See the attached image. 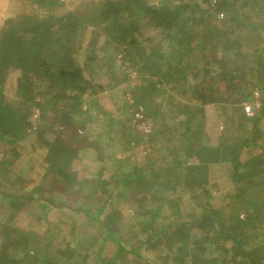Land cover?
<instances>
[{"label": "trees", "instance_id": "trees-1", "mask_svg": "<svg viewBox=\"0 0 264 264\" xmlns=\"http://www.w3.org/2000/svg\"><path fill=\"white\" fill-rule=\"evenodd\" d=\"M37 2L46 14L0 26V147L44 150L38 182L0 158V264H264V0H84L62 14ZM99 38L111 81L95 73ZM121 83L122 113L146 132L99 104ZM113 136L126 156L105 157ZM85 161L110 170L89 176ZM221 165L229 216L209 202ZM51 209L59 222L37 227Z\"/></svg>", "mask_w": 264, "mask_h": 264}, {"label": "rangeland", "instance_id": "rangeland-1", "mask_svg": "<svg viewBox=\"0 0 264 264\" xmlns=\"http://www.w3.org/2000/svg\"><path fill=\"white\" fill-rule=\"evenodd\" d=\"M58 6H56V13L62 14L68 10H72L73 8L77 7L82 1L84 0H56ZM150 3H155L156 0H148ZM41 13V15L46 14V11L44 8L39 7V3L37 0H0V26L2 25L3 21L9 17H15L17 15L26 14V13ZM90 27L83 30V33L79 35V39H81V45L78 49L79 51V57H78V63L80 64L83 62V55L85 51V47L87 46L86 41L89 40L90 37L93 36V30ZM152 28L149 26L143 27L141 33L139 35L141 38H145L152 35ZM103 40V39H102ZM101 40L99 38L98 42L96 43L97 46L94 48V53L98 57L102 56L101 61H97V65L101 67V69L95 70L96 76L99 80H108L111 81V77H109L110 74H108V70L106 71L104 63L106 59L108 58L109 49H106V53L102 54V48L98 49V46L100 44ZM84 48V49H83ZM82 49L84 51H82ZM119 56V55H118ZM19 71L16 69H9L6 71V75L4 77V84H3V92L6 97V100H12L14 97V91H15V85H16V77L18 76ZM126 86L125 83H121L117 85V88H115L113 91L106 90L99 96V104L103 106L108 112H110L113 116L117 117V119L122 118L124 119L127 125L128 129L127 131L131 132L132 129H136L140 132H146L148 130V122L146 120L142 119V115L139 111L134 113V115H130V113H122V105L123 103L128 100L129 101V95L122 93V90H124V87ZM130 102V101H129ZM38 115V111L35 109L34 114L32 118H36L35 116ZM207 116L209 119H213L214 114L211 111H208ZM128 119V120H127ZM93 126V125H92ZM89 124L84 128V133H92L93 127ZM264 127V123H263ZM132 134L134 132H131ZM34 145L30 144L28 141H24L23 143L16 144V146L12 148H3L0 147V158L3 156V151L7 149V152H5L4 156H11V160L14 162V166L19 168L21 175L27 177L33 182H38L41 173L43 172L44 165L42 163L43 159V151L39 147L34 148ZM125 148V145L123 144V141L121 137L119 136H113L110 142L106 143V151H104L105 157L110 155H113L115 157L118 156H126L129 153V150H123ZM140 148V147H139ZM15 150V153L12 150ZM126 149H129L126 147ZM137 156H141L140 154H136ZM84 157V156H83ZM81 157V158H83ZM107 163L101 164L97 161H85L83 164V168L85 171V174L91 176L95 174L100 166L105 167L107 170V167L110 170V166H106ZM219 166V165H218ZM226 166V165H225ZM225 166L221 165L218 169L217 167H214L210 171V178H209V185H214L210 187V190L212 192L213 198L209 200L211 204L214 207L221 208L223 207V212L227 214V216L232 214V210L229 208H225L226 202L228 204L227 198H224L223 195L226 194L229 188L228 180L226 179V176H224L225 173ZM225 177V178H224ZM223 182H227L226 187L223 185ZM224 189V190H223ZM230 192V191H229ZM187 195V193H186ZM246 198H253V193L248 192L245 194ZM249 196V197H247ZM249 200V199H248ZM62 200L58 198V202L61 203ZM231 204V202H229ZM122 211L131 212L130 208L122 204ZM237 208H239L237 206ZM235 208H233L234 210ZM68 210V209H66ZM237 211V209H235ZM59 210L51 209L47 212L46 216L42 220H35V223L38 224L41 227V223L44 224V221H49L53 224H57L59 222ZM37 215L36 213H32L30 215L31 218H35ZM39 216V213H38ZM62 217V216H61ZM29 220V214L26 216L23 214L20 216L21 224L24 226L27 224V219ZM63 230H66L69 228L68 225L64 224L61 225ZM36 227V228H37ZM35 228V230H36ZM42 228V227H41ZM81 230V229H80ZM37 231V230H36ZM108 254H111L109 251ZM144 254V253H143ZM145 255V254H144ZM147 255V254H146Z\"/></svg>", "mask_w": 264, "mask_h": 264}, {"label": "built area", "instance_id": "built-area-1", "mask_svg": "<svg viewBox=\"0 0 264 264\" xmlns=\"http://www.w3.org/2000/svg\"><path fill=\"white\" fill-rule=\"evenodd\" d=\"M245 109H246V111H249V107H246Z\"/></svg>", "mask_w": 264, "mask_h": 264}]
</instances>
